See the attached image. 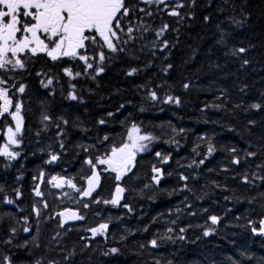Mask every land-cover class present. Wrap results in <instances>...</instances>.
Here are the masks:
<instances>
[{"label":"trees","instance_id":"16d2710c","mask_svg":"<svg viewBox=\"0 0 264 264\" xmlns=\"http://www.w3.org/2000/svg\"><path fill=\"white\" fill-rule=\"evenodd\" d=\"M180 2L185 5L178 9L181 17L155 5L151 16L136 10L124 17L118 45L123 51L104 49L105 71L95 79L94 69L85 73L78 60L52 61L42 54L21 55L24 69L0 71L7 80L0 87L10 89L13 105L22 102L24 121L18 136L22 143L14 148L21 155L14 161L0 157V257L10 256L12 264H264V239L252 231L264 219V0ZM126 3L148 7L139 0ZM164 24L167 32L157 37ZM129 26L137 29L134 39L125 34ZM240 48L246 51L232 54ZM65 67L82 75L70 80ZM48 79L53 84L45 88L41 81ZM20 85L26 86L23 94L16 91ZM70 91L78 100L67 98ZM168 96L180 104L164 102ZM45 114L51 122H41ZM5 120L14 125L8 117L0 119V147ZM132 125L156 139L145 142L148 150L138 153L121 184L103 173L99 192L81 202L73 189L53 191L42 181L44 195L35 196L34 177L41 171L45 180L63 177L85 187L90 171L85 159L95 162L111 147L128 142ZM209 143L215 147L210 156ZM158 151L170 155L169 163H160ZM50 154L60 159L48 164ZM153 165L164 169L160 185L152 180ZM117 185L124 187L126 198L119 206L103 203L113 199ZM6 197L15 204L3 203ZM96 199L101 203H93ZM67 208L77 209L84 219L76 226L62 225L57 213ZM213 215L220 218L216 225L209 219ZM105 222L107 238H93L89 229ZM25 227L30 231L24 232ZM8 239L11 244L5 243ZM153 239L158 247L151 246ZM113 247L118 254L104 255Z\"/></svg>","mask_w":264,"mask_h":264},{"label":"snow or ice","instance_id":"6c2138e0","mask_svg":"<svg viewBox=\"0 0 264 264\" xmlns=\"http://www.w3.org/2000/svg\"><path fill=\"white\" fill-rule=\"evenodd\" d=\"M139 3L148 5V7L142 8L138 7V5H130L126 3V0H0V71L7 72L24 69L25 63L20 58V53H30L32 56H35L37 53H45L52 61L68 58L73 62L77 60L82 62L85 73L88 70L94 69L95 75L92 78L95 79V76L105 71L103 64L107 57L104 49H107L111 53L123 51V48L118 45L121 43L119 33L124 32V28L121 25L124 17L130 16V13H134L136 10L145 13L147 16H151L153 14V5H155L158 11H165L173 17H181L178 9L185 6L180 0H175L174 4L170 3V0H139ZM160 5H164V8L161 9ZM141 27L145 31L148 30L146 26L142 25ZM168 28L169 25L164 24L156 32V36L162 37ZM136 30L129 26L125 34L129 39H134L132 33ZM127 42V40L122 41L125 44ZM162 47L167 48L168 42L163 41ZM90 50L92 52L91 55ZM245 51L244 48H240L234 50L232 54L236 55ZM168 67L170 68L171 65ZM63 71L70 80H75L82 75L79 71L74 73L71 67H65ZM135 71V69L131 70L128 72V75H133ZM38 75L41 74L38 73ZM41 83L43 87L48 88L53 84V80L48 79L46 82L41 81ZM6 84L7 80L0 77V85ZM71 87L74 89L75 85H71ZM184 87L187 88L188 85L185 84ZM25 89V85H20L16 91L19 94H23ZM9 90L7 87H0V101H3L0 104V119L8 117L14 122V125L8 124L7 120H5L7 139L3 146L0 147V157H5L8 161H14L21 155L20 152L12 150V146L19 147L22 143V139H18V136H22L23 117L21 113L23 104L17 101L13 105V99L9 97ZM67 98L73 101L78 100L75 91H70ZM150 98L153 101L158 99L155 91L150 93ZM164 102L179 105L180 99L168 96ZM251 107L259 110L261 105L253 104ZM51 121L52 117L49 115L45 114L42 116V123ZM62 122L65 125L68 124L67 120H63ZM99 123L103 124L105 121L101 120ZM56 127L59 128V125L57 124ZM46 129L47 124L45 125ZM180 131L183 132V129ZM59 135H63V132H60ZM155 139L150 134H141V129L136 125H132L127 135L128 142L119 147H111L110 151L103 156H97L95 162H93L91 157L85 159L84 163L90 169L87 177H85L86 187H78L77 184L73 183L72 179H64L57 176H53L49 183L55 188L67 185V187L79 193L81 198H91L92 193L99 187L101 172L111 171L116 173L113 177L114 180H121L130 171L131 167L134 166L136 154L148 150V143L145 142H151ZM103 140H108V137L104 136ZM176 143L178 144L179 142L176 141ZM60 147L62 150L64 149L63 141H60ZM88 150V148H85V151ZM193 151H196V149H193ZM214 151L215 147L209 143L207 155L210 156ZM155 155L160 159V163L162 164L169 163L171 158L170 155L162 154L159 151ZM248 155L251 156L254 153H248ZM59 159V155L50 154V158L46 163L52 164ZM204 162L201 159L199 164L202 165ZM192 163L196 164L197 162L194 160ZM233 163L239 164L240 161L234 159ZM99 165H105L106 167L97 171ZM191 166L189 165V167ZM152 172L154 173L152 180L156 185H160L161 180L164 178V169L153 165ZM169 175H171L170 172ZM43 176L44 173L41 171L39 176L34 177L36 181L34 193L37 197H43L44 195L40 191V183L43 181ZM17 179H22V177H17ZM180 179L187 181L188 177L181 175ZM245 182H248L247 179H245ZM3 191L4 189L0 187V192ZM14 191L16 199H19L22 195L20 189L16 188ZM124 192V187L117 185L114 198L104 200L103 203L119 206ZM64 195L67 196L68 193L65 192ZM3 203L12 205L15 204V199L6 197L3 199ZM93 203H101V201L96 199ZM44 207H48L47 203H44ZM83 207L88 208L89 204L85 203ZM123 207L128 208L129 211L132 210L126 204ZM35 211L36 215L39 216L40 210L35 209ZM57 215L64 218L62 225L66 224L69 220L84 219L83 216L76 212H60ZM209 219L213 225L220 222V218L214 215ZM108 229L109 223L105 222L100 223L98 227L89 229V231L92 233L93 238L98 235L107 238ZM15 231V228L10 229L13 236L15 235ZM29 231V228H24V232L27 233ZM172 231L173 229H168V232ZM180 231L183 232L185 229H180ZM252 231L257 235L264 236V219H261L260 227L258 229L252 228ZM209 234V231L204 233L205 236ZM168 239H171V237H168ZM179 239L183 240L184 237L180 236ZM5 243L11 244L12 240L8 239ZM150 243L152 247H158L156 239L151 240ZM21 246L26 247L27 244ZM118 253L119 249L113 247L105 252L104 255H116ZM0 264H12V258L7 255L0 257ZM36 264H41V261H36Z\"/></svg>","mask_w":264,"mask_h":264},{"label":"water","instance_id":"95a60500","mask_svg":"<svg viewBox=\"0 0 264 264\" xmlns=\"http://www.w3.org/2000/svg\"><path fill=\"white\" fill-rule=\"evenodd\" d=\"M97 171H100V170L97 168ZM161 182H162V180H161ZM161 182H160V183H161ZM101 184H102V183H101V179H100L99 187H97V188L95 189V191L92 193L91 198H89V197L81 198V196H80V197H79V200H80V201H86V202L91 201L93 195L99 191V189H100V187H101ZM85 187H86V184H85ZM114 196H115V194H114ZM124 198H125V192L122 194V198H121V200H120V203L124 200ZM63 212H76V213H78V211H77L76 209H73V208H67V210H65V211H63ZM63 219H64V218H63ZM78 221H79V220H69V221H68L66 224H64V225H65V226L75 225V224L78 223ZM255 236H256V237H260L261 235H257V234L255 233Z\"/></svg>","mask_w":264,"mask_h":264},{"label":"rangeland","instance_id":"374dc122","mask_svg":"<svg viewBox=\"0 0 264 264\" xmlns=\"http://www.w3.org/2000/svg\"><path fill=\"white\" fill-rule=\"evenodd\" d=\"M172 1H175V0H170V2H172ZM21 54H25V53H20L19 55H21ZM38 54H41V53H37L36 55H38ZM42 55H45V53L44 54H42ZM23 123H24V121H23ZM23 126V125H22ZM6 139H7V133L5 132V134H4V143L6 142ZM3 143V144H4ZM3 146V145H2ZM14 148H15V146H12V150H14ZM137 155H138V153H137ZM103 173H108V174H110V175H112L113 177L116 175V173H113V172H111V171H107V172H103ZM127 174H125L123 177H122V179L121 180H117L118 182H122V180H123V178L126 176ZM51 180V178L50 179H43V183L42 184H45V185H47L48 187H49V189L50 190H53V191H57V192H63V191H65V189H63V190H56L53 186H52V184L51 183H49V181Z\"/></svg>","mask_w":264,"mask_h":264},{"label":"bare ground","instance_id":"6f19581e","mask_svg":"<svg viewBox=\"0 0 264 264\" xmlns=\"http://www.w3.org/2000/svg\"><path fill=\"white\" fill-rule=\"evenodd\" d=\"M64 179H66V178H64ZM163 180H164V178L162 179V182H163ZM162 182H161V183H162ZM101 183H103L102 175H101ZM161 183H160V184H161ZM85 184H86V183H85ZM101 185H102V184H101ZM41 187H42V184H40V188H41ZM121 187H122V186H121ZM54 188H55V187H54ZM65 188H67V185H65V186H63V187H61V188H55V189H56V190H63V189H65ZM99 190H100V189H99ZM98 192H99V191H98ZM98 192H97V193H98ZM97 193H95V194L93 195V197H94ZM114 194H115V192H114ZM79 197H80V195H79ZM93 197H92V199H93ZM113 198H114V195H113ZM125 198H126V191H125ZM125 198H124V199H125ZM92 199H91V200H92ZM254 235H255V233H254ZM260 237H261V236H260ZM153 248H154V247H153Z\"/></svg>","mask_w":264,"mask_h":264},{"label":"flooded vegetation","instance_id":"af4514ba","mask_svg":"<svg viewBox=\"0 0 264 264\" xmlns=\"http://www.w3.org/2000/svg\"><path fill=\"white\" fill-rule=\"evenodd\" d=\"M10 56H11V54H9ZM21 56V55H20ZM136 157H137V154H136ZM136 160V159H135ZM100 166V165H99ZM102 166V165H101ZM106 166H104V168H105ZM131 169H132V167H131ZM131 169H130V171H128L126 174L128 175L130 172H131ZM101 175H103V172H101ZM103 177V176H102ZM119 184H121L120 182H119ZM80 195V194H79ZM259 240H261V239H264V236H262V237H259L258 238ZM262 243V242H261ZM263 244V243H262ZM260 246V245H259Z\"/></svg>","mask_w":264,"mask_h":264}]
</instances>
